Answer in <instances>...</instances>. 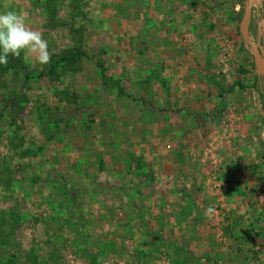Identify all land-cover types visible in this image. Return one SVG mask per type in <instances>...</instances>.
I'll use <instances>...</instances> for the list:
<instances>
[{"label": "rangeland", "instance_id": "obj_1", "mask_svg": "<svg viewBox=\"0 0 264 264\" xmlns=\"http://www.w3.org/2000/svg\"><path fill=\"white\" fill-rule=\"evenodd\" d=\"M7 10L51 58L0 64V264H264L255 237L250 259H212L224 241L192 248L191 230L182 247L194 217L233 228L217 182L242 127L264 157V0H0Z\"/></svg>", "mask_w": 264, "mask_h": 264}, {"label": "crops", "instance_id": "obj_2", "mask_svg": "<svg viewBox=\"0 0 264 264\" xmlns=\"http://www.w3.org/2000/svg\"><path fill=\"white\" fill-rule=\"evenodd\" d=\"M262 106L264 108L263 103ZM244 108L243 117L246 120L251 116V113L247 106ZM253 132L254 130L248 126L241 128V134L248 137V142L239 144L238 151L233 153L226 151L227 153H224L225 159L228 162L223 163V167H227L229 181L224 182L220 178V181L217 182L221 187V189L218 190L220 199H222L223 203L227 202L229 207V209H225L222 214L232 217L233 220H231V222L233 223L230 224V226L233 228L230 229V232L221 231V228L216 230V225L214 224L215 220L212 219L210 225L200 222L196 224L197 220L194 217L191 219V223L187 225L188 229H183L182 239L185 244L182 245V247L186 248L187 245L190 246L189 242L191 237L188 235L186 236L184 233H186V231L190 232L191 230L192 232H197L196 236H192V248L197 246L201 250H206L211 247L210 245L212 243L214 244L215 241L219 245L224 241V244L221 245V250L227 255L220 254L215 257L214 255L211 256L212 253L209 252L212 259H250L248 255L253 256V252L250 250L247 252L248 255L246 254V257L241 258L240 255L243 252L245 254V251L242 252L241 250L246 246L247 248L252 246L249 242L253 243L255 240L257 241V246L254 247V250L261 249L260 258L263 256L264 239H260L261 236L259 233H264V157H262V154H257L259 153L261 145L253 141ZM225 184L227 188H225ZM217 193H215V195ZM212 199L215 198L213 197ZM204 212L203 210V216ZM196 214L197 213H195L194 216H197ZM228 225L229 224H222V229ZM223 234L226 235L224 239L221 238ZM250 238H254L255 240ZM240 247H242V249H238ZM205 252H203L201 256L206 259L207 253L205 254ZM258 254L259 253H257V255ZM262 259L264 258L262 257Z\"/></svg>", "mask_w": 264, "mask_h": 264}, {"label": "clouds", "instance_id": "obj_3", "mask_svg": "<svg viewBox=\"0 0 264 264\" xmlns=\"http://www.w3.org/2000/svg\"><path fill=\"white\" fill-rule=\"evenodd\" d=\"M22 51L35 53L41 65L51 58L47 39L42 32L27 25L23 13L15 10L0 12V64H7L10 56L19 57Z\"/></svg>", "mask_w": 264, "mask_h": 264}, {"label": "water", "instance_id": "obj_4", "mask_svg": "<svg viewBox=\"0 0 264 264\" xmlns=\"http://www.w3.org/2000/svg\"><path fill=\"white\" fill-rule=\"evenodd\" d=\"M249 11H250V6L247 8V11H246V17L249 16V14H250ZM262 52H263V51H262ZM263 54H264V52H263ZM253 55H254V61H255V65L257 66V69H258L262 74H264V64L262 63V61H259V59H258L259 54H258L256 48H254V53H253Z\"/></svg>", "mask_w": 264, "mask_h": 264}, {"label": "trees", "instance_id": "obj_5", "mask_svg": "<svg viewBox=\"0 0 264 264\" xmlns=\"http://www.w3.org/2000/svg\"><path fill=\"white\" fill-rule=\"evenodd\" d=\"M77 55H79V54L75 53V54L72 55V57H70V56L67 55V56L61 58V61L63 60V61L66 62V61H68L70 59L73 60V58H75V56H77ZM259 97L261 99V102L264 104V95L262 94V92L259 93Z\"/></svg>", "mask_w": 264, "mask_h": 264}, {"label": "flooded vegetation", "instance_id": "obj_6", "mask_svg": "<svg viewBox=\"0 0 264 264\" xmlns=\"http://www.w3.org/2000/svg\"><path fill=\"white\" fill-rule=\"evenodd\" d=\"M260 39H262V40L264 41V38H260ZM262 40H261V42L259 41V42H260V43H259V45H261V44H262Z\"/></svg>", "mask_w": 264, "mask_h": 264}]
</instances>
